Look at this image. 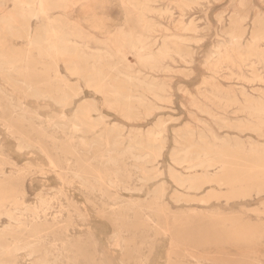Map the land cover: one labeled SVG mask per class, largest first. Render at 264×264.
I'll return each mask as SVG.
<instances>
[{
  "label": "rangeland",
  "instance_id": "1",
  "mask_svg": "<svg viewBox=\"0 0 264 264\" xmlns=\"http://www.w3.org/2000/svg\"><path fill=\"white\" fill-rule=\"evenodd\" d=\"M71 1L0 0V262L264 264V0Z\"/></svg>",
  "mask_w": 264,
  "mask_h": 264
},
{
  "label": "bare ground",
  "instance_id": "2",
  "mask_svg": "<svg viewBox=\"0 0 264 264\" xmlns=\"http://www.w3.org/2000/svg\"><path fill=\"white\" fill-rule=\"evenodd\" d=\"M72 1H73V0H72ZM72 1H71V2H72ZM79 1H80V0H78V2H79ZM133 1H134V0H133ZM146 1H147V0H146ZM172 1H173V0H172ZM178 1H179V0H178ZM178 1H177V2H178ZM183 1H185V0H183ZM183 1L181 0L180 2H183ZM128 2H129V1H128ZM128 2H126V4H127ZM148 2L150 3V1H148ZM180 2H179V4H180ZM16 3H17V1H16ZM20 3L23 4V5H30V4H33V5H34L33 10H31V12H32L31 15L34 16V18L37 16V14L41 15V13H45L46 11H49L50 9H53L52 7H55V9H56V8H59V10H60V9L68 10V8H70V6H69L70 3L68 2L69 5H67V0H20ZM74 3H75V2H74ZM74 3H73V5H74ZM122 3H125V2L123 1ZM77 4H78V3H77ZM128 4H129V3H128ZM128 4H127V5H128ZM135 4H136V3H135ZM33 5H32V6H33ZM79 5H80V4H79ZM141 5H142V4H141ZM144 5H145V4H144ZM144 5H143V6H144ZM182 5L185 6V5H184V2H183ZM182 5H181V6H182ZM19 6H20V5H19ZM68 6H69V7H68ZM76 6H77V5H76ZM125 6H126V5H125ZM132 6H133V5L131 4L130 7H132ZM137 6H138V5H137ZM20 7H21V6H20ZM24 7H25V6H24ZM27 7H28V6H27ZM87 7H88V6H87ZM71 8H72V6H71ZM127 8H128V7H127ZM132 8H133V7H132ZM147 8H148V7H147ZM72 9H73V8H72ZM133 9H135V5H134V8H133ZM22 10H23V9H22ZM135 10L137 11V9H135ZM135 10H133V11H135ZM60 11H62V10H60ZM136 11H135V13H137ZM179 11H180V10H179ZM57 12H58V11H57ZM67 12H68V11H67ZM67 12H65V13H67ZM71 12H72V11H71ZM138 12H139V11H138ZM132 13H133V12H132ZM142 13H143V12H142ZM144 13H145V10H144ZM182 13H183V12H182ZM71 14H72V13H71ZM44 15H45V14H44ZM63 15H64V14H63ZM139 15H140V14H139ZM180 15H181V14H180ZM65 16H66V15H65ZM143 16H144V15H143ZM135 17L137 18L138 15L135 16ZM11 18H12V17H11ZM34 18H33V19H34ZM36 18H37V17H36ZM72 18H73V17H72ZM137 19L139 20V18H137ZM47 20H49V19L47 18ZM67 21H68V20H67ZM67 21H66V22H67ZM70 22H71V21H70ZM72 23H73V25H71L72 27L70 28L69 33H70L71 35H74V36H78V37H80L79 35L82 34V29L80 28V25H79L78 21L75 20V21H73ZM53 24H54V23H51V24L48 23V25L50 26V30H51V32H58V31H60V27H58V26L55 25V24L53 25ZM146 24H147V23H145V25H146ZM151 24H152V23H151ZM14 26H15V25H14ZM67 26H68V25H67ZM141 26H142V25H141ZM175 26H176V25H175ZM147 27H150V26H147ZM151 27H152V26H151ZM233 28H235V27H233ZM67 29H68V28H67ZM231 29H232V27H231ZM236 29H237V26H236ZM84 31H85V30H84ZM147 31H148V29H147ZM233 31H234V30H233ZM233 31H232V32H233ZM49 32H50V31H49ZM51 32H50V33H51ZM152 32H153V31H152ZM234 32H235V31H234ZM149 33H150V32H149ZM243 33H244V30H243ZM55 34H58V33H55ZM86 35H87V34H86ZM53 36H54V35H53ZM234 36H235V34H234ZM25 37H26V36H25ZM54 37H55V36H54ZM128 37H129V36H128ZM238 37H239V36H238ZM33 38H34V37H33ZM51 39H53V41H54V38H51ZM51 39H50V40H51ZM31 40H32V39H31ZM136 40H138V39H136ZM234 40H235V38H234ZM234 40H232V41H234ZM51 41H52V40H51ZM30 42H31V41H30ZM39 42H40V41H39ZM102 42H103V41H102ZM139 42H140V41H139ZM143 42H144V40H143ZM28 43H29V42H28ZM34 43H37V42H34ZM34 43H33V44H34ZM56 43H57V42H56ZM64 43H65V42H64ZM69 43H70V42H69ZM234 43H235V41H234ZM33 44H32V45H33ZM37 44H38V43H37ZM45 44H46V43H45ZM231 44H232V42H231ZM28 45H29V44H28ZM38 45H39V44H38ZM51 45H52V44H51ZM56 45H57V44H56ZM56 45H55V47H56ZM58 45H59V43H58ZM63 45H64V44H63ZM222 45H223V44H222ZM232 45H233V44H232ZM249 45H250V44H249ZM34 46H36V44H35ZM53 46H54V44H53ZM72 46H73V44H72ZM112 46H113V45H112ZM136 46H137V45H136ZM233 46H234V45H233ZM32 47H33V46H32ZM44 47H45V46H44ZM123 47H124V46H123ZM132 47H133V46H132ZM161 47H162V46H161ZM163 47L165 48V46H163ZM220 47H221V46H220ZM220 47H219V48H220ZM231 47H232V46H231ZM250 47H251V46H250ZM48 48H49V47H48ZM73 48H74V47H73ZM40 49H41V48H40ZM52 49H53V48H52ZM52 49L49 50V51H53ZM56 49H57V48H56ZM56 49H54V50H56ZM74 49H76V48H74ZM77 49H78V48H77ZM78 50H79V49H78ZM80 50H81V49H80ZM165 50H166V49H165ZM235 50H236V49H235ZM235 50H234V51H235ZM61 51H62V50H61ZM74 51H75V50H74ZM82 51H83V50H82ZM137 51H138V50H137ZM144 51H145V50H144ZM158 51H159V50H158ZM234 51H233V52H234ZM15 52H16V51H15ZM54 52H55V51H54ZM76 52H77V51H76ZM141 52H142V51H141ZM141 52H140V53H141ZM233 52H232V53H233ZM36 53H37V52H36ZM72 53H73V51H72ZM138 53H139V51H138ZM159 53H160V52H158V54H159ZM166 53H167V52H166ZM63 54H64V52H63ZM80 54H81V53H80ZM82 54H83V53H82ZM82 54H81V55H82ZM103 54H104V53H103ZM26 55H27V54H26ZM45 55H46V54H45ZM81 55H80V56H81ZM227 55H228V54H227ZM68 56H69V55H68ZM78 56H79V54H78ZM124 56H125V55H124ZM138 56H139V55H138ZM138 56H137V57H138ZM71 57H72V56H71ZM82 57H83V56H82ZM235 57H236V56H235ZM26 58H27V57H26ZM78 58H79V57H76L75 59H78ZM104 58H105V57H103V60H104ZM107 58H108V57H107ZM145 58H146V57H145ZM149 58H150V57H149ZM151 58H152V56H151ZM151 58H150V60H148V61H152ZM155 58H156V57H155ZM155 58H154V59H155ZM24 59H25V58H24ZM79 59H80V58H79ZM79 59H78V60H79ZM83 59H84V57H83ZM83 59H81V60H83ZM90 59H91V58H90ZM92 59H93V58H92ZM108 59H110V58H108ZM143 59H144V58H143ZM152 59H153V58H152ZM159 59H160V58H159ZM159 59H158V60H159ZM219 59H220V58H219ZM12 60H13V59H12ZM12 60H11V61H12ZM99 60H100V59H99ZM105 60H106V59H105ZM105 60H104V61H105ZM138 60L140 61V59H138ZM144 60H145V59H144ZM144 60H143V61H144ZM237 60H239V59H237ZM85 61H86V60H85ZM109 61H110V60H109ZM141 61H142V60H141ZM218 61H219V60H218ZM227 61H228V60H227ZM99 62H100V61H99ZM99 62H98V64H99ZM101 62H102V61H101ZM144 62H145V61H144ZM123 63H124V62H123ZM126 63H127V62H126ZM217 63H218V62H217ZM79 64H80V63H79ZM98 64H97V65H98ZM109 64H110V63H109ZM121 64H122V63H121ZM121 64H120V65H121ZM149 64H150V63H149ZM0 65H1V64H0ZM68 65H69V64H68ZM68 65H67V66H68ZM70 65H71V64H70ZM94 65H95V64H94ZM94 65H93V66H94ZM129 65H130V64H129ZM142 65H143V64H142ZM76 66H77V65H75V68H76ZM93 66H92V67H93ZM95 66H96V65H95ZM99 66H100V65H99ZM99 66H98V67H99ZM106 66H107V64H106ZM106 66H105V67H106ZM160 66H161V65H160ZM0 67H1V66H0ZM103 67H104V66H103ZM103 67L100 66V68H103ZM108 67H109V66H108ZM116 67H117V66H116ZM152 67H153V66H152ZM232 67H233V66H232ZM237 67H238V66H237ZM14 68H15V67H14ZM68 68H69V67H68ZM68 68H67V70H68ZM71 68H72V67H71ZM73 68H74V67H73ZM73 68H72V70H74ZM77 68H78V66H77ZM110 68H111V66H110ZM114 68H115V67H114ZM119 68H120V67H119ZM125 68H126V66H125ZM129 68H130V66H129ZM154 68H155V67H154ZM126 69H127V68H126ZM215 69H216V68H215ZM217 69H218V68H217ZM238 69H240V68H238ZM1 70H2V69H1ZM89 70H90V69H89ZM109 70H110V69H109ZM255 70H256V69H255ZM13 71H14V70H13ZM75 71H76V70H75ZM75 71H73V72H75ZM92 71H93V69H92ZM94 71H95V70H94ZM97 71L99 72V69H98ZM256 71H257V70H256ZM7 72H8V71H7ZM68 72L70 73L71 70L68 71ZM90 72H91V71H90ZM98 72H97V75H98ZM100 72H102V71H100ZM113 72H116V73H117L118 71H113ZM103 73H104V72H103ZM108 73H109V72H108ZM116 73H115V74H116ZM4 74H5V73H4ZM71 74H72V72H71ZM75 74H76V73H75ZM77 74H78V73H77ZM94 74H95V72H94ZM94 74H93V75H94ZM105 74H106V73H105ZM105 74H104V75L101 74V75H103V77H104ZM118 74H119V72H118ZM72 75H73V74H72ZM108 75H109V74H108ZM110 75H111V74H110ZM116 75H117V74H116ZM76 76H77V75H76ZM76 76H75V77H76ZM94 76H96V75H94ZM98 76H99V75H98ZM119 76H120V75H119ZM72 77H73V76H72ZM100 78H101V77H100ZM125 78H126V76H125ZM128 78H129V77H128ZM261 78H262V77H261ZM94 79H95V78H94ZM130 79H131V78H130ZM133 79H134V78H133ZM133 79H131V80H133ZM224 79H225V78H224ZM228 79H229V78H228ZM243 79H244V78H243ZM96 80H98V78H97ZM96 80H95V81H96ZM101 80H102V79H101ZM229 80H230V79H229ZM87 81H88V80H87ZM108 81H109V80H108ZM98 82H99V81H98ZM100 82H102V81H100ZM120 82H121V81H120ZM125 82H126V81H125ZM128 82H130V81H128ZM205 82H206V81H205ZM8 83H9V82H8ZM109 83H110V82H109ZM122 83H123V81H122ZM130 83H132V82H130ZM102 84H103V83H102ZM66 85H67V84H66ZM68 85H69V84H68ZM12 86H13V85H12ZM149 86H150V85H149ZM110 87H111V86H110ZM86 88H87V87H86ZM107 89H109V88H107ZM25 91H26V90H25ZM103 91H104V90H103ZM130 91H131V90H130ZM56 92H57V91H56ZM108 92H109V91H108ZM106 93H107V92H106ZM104 94H105V93H104ZM110 94H111V93H110ZM239 95H240V94H239ZM241 95H242V94H241ZM263 95H264V94H263ZM185 98H186V97H185ZM241 98H242V97H241ZM137 99H138V98H137ZM244 100H245V99H244ZM259 100H260V99H259ZM245 101H246V100H245ZM247 101H248V100H247ZM210 102H211V101H210ZM215 102H216V101H215ZM242 102H243V101H242ZM249 104H250V103H249ZM255 105H256V104H255ZM121 106H122V105H121ZM259 106H260V105H259ZM196 107H197V106H196ZM243 109H244V108H243ZM79 110H80V109H79ZM142 110H143V109H142ZM251 110H252V109H251V107H250V111H251ZM80 111H82V110H80ZM244 111H246V110H244ZM257 111H259V112H261V113L264 114V107L262 106L261 108H258ZM253 112H254V111H253ZM77 113H78V111H77ZM255 113H256V112H255ZM122 114H123V113H122ZM145 114H146V113H145ZM128 115H129V114H128ZM253 115H254V114H253ZM62 116H63V115H62ZM65 116H66V115H65ZM138 116H139V115H138ZM89 121H90V120H89ZM255 121H256V120H255ZM97 122H99V121H97ZM49 123H50V122H49ZM59 123H60V122H59ZM96 124H97V123H96ZM242 124H243V123H242ZM242 124H241V125H242ZM250 124H251V123H250ZM250 124H249V126H250ZM79 125H80V123H79ZM90 125H92V124H90ZM237 125H238V124H237ZM243 125H244V124H243ZM92 126H93V125H92ZM92 126H91V127H92ZM98 126H99V125H98ZM98 126H97V127H98ZM229 126H230V125H229ZM78 127H80V126H78ZM86 127H87V126H86ZM88 127H89V126H88ZM97 127H96V128H97ZM162 127H163V126H162ZM250 127H251V126H250ZM64 128H65V127H64ZM66 128H67V127H66ZM75 128H76V127H75ZM89 128H90V127H89ZM104 128H105V127H104ZM245 128H246V127H245ZM248 128H249V127H248ZM253 128H254V126H253ZM260 128H261V127H260ZM56 129H57V128H56ZM59 129H60V128H59ZM91 129H92V128H91ZM91 129H90V131H91ZM256 129L258 130V128H256ZM93 130H94V129H93ZM254 130H255V128H254ZM254 130H253V132H254ZM163 132H164V131H163ZM253 132H252V133H253ZM260 132H261V131H260ZM260 132H259V133H260ZM87 133H89L88 130H87ZM140 133H141V132H140ZM145 133H146V132H145ZM254 133H256V131H255ZM257 133H258V132H257ZM261 133H262V132H261ZM93 134H94V133H93ZM145 135H146V134H145ZM151 135H152V134H151ZM140 136H142V135H140ZM194 137H195V136H194ZM152 138H153V137H152ZM214 139H215V138H214ZM249 139H250V138H249ZM181 140H182V139H181ZM250 141H252V140H250ZM101 143H102V142H101ZM157 143H158V142H157ZM222 144H223V143H222ZM253 144H254V143H253ZM259 144H260V143H259ZM225 145H227V143H226ZM246 145H247V144H246ZM142 146H143V145H142ZM161 146H162V145H161ZM163 146H164V145H163ZM206 146H207V145H206ZM208 146H209V145H208ZM228 146H229V144H228ZM254 146H255V145H254ZM22 147H23V146H22ZM222 147H223V146H222ZM222 147H221V149H222ZM225 147H226V146H225ZM235 147H237V146H235ZM235 147H234V148H235ZM248 147H249V146H248ZM259 147H260V146H259ZM261 147L263 148L262 144H261ZM227 148H228V147H227ZM231 148H232V147H231ZM238 148H239V146H238ZM240 148H241V147H240ZM240 148L238 149L239 151H240ZM242 148H243V147H242ZM18 149H19V148H18ZM215 149H216V148H215ZM229 149H230V148H229ZM249 149L252 150L251 147H250ZM260 149H261V148H260ZM20 150H21V149H20ZM195 150H196V149H195ZM225 150H226V149H225ZM225 150H224V151H225ZM236 150H237V149L235 148V151H236ZM255 150H256V149H255ZM209 151H211V149H210ZM209 151H208V152H209ZM228 151H230V150H228ZM232 151H233V150H232ZM235 151H234V152H235ZM243 151H244V150H243ZM243 151H241V152H243ZM252 151H253V150H252ZM157 152H159V151H157ZM203 152H204V151H203ZM208 152H207V153H208ZM218 152H219V151H218ZM220 152H222V151H220ZM220 152H219V153H220ZM241 152H239V153H241ZM256 152H257V151H256ZM188 153H189V152H188ZM207 153H205L204 156H205ZM209 153H210V152H209ZM212 153H213V152H212ZM239 153H238V154H239ZM254 153H255V152H254ZM178 154H179V153H178ZM220 154H221V153H220ZM225 154H226V153H225ZM238 154L236 153V155H238ZM244 154H245V152H244L242 155H244ZM246 154H247V153H246ZM252 154H253V152H252ZM252 154H251V155H252ZM256 154H257V153H256ZM194 155H195V154H194ZM208 155H209V154H208ZM215 155H218V154L215 153ZM239 155H241V154H239ZM249 155H250V154H249ZM129 156H130V155H129ZM221 156H222V155H220V157H221ZM224 156H225V155H224ZM245 156H246V155H245ZM254 156H255V155H254ZM206 157H207V155H206ZM220 157H219V158H220ZM255 157H256V156H255ZM257 157L261 158L259 155H258ZM262 157H263V155H262ZM102 158H103V157H102ZM154 158H155V157H154ZM196 158H197V157H196ZM222 158H223V157H222ZM222 158H220V159H222ZM224 158H226V156H225ZM234 158H235V157H234ZM237 158H238V157H237ZM239 158H241V157L239 156ZM251 158H252V157H251ZM192 159H193V158H192ZM198 159H200V157H199ZM204 159H205V158H204ZM220 159H218V161H219ZM243 159H246V157H245V158L243 157ZM182 160H183V159H182ZM182 160H181V162H182ZM236 160H237V159H236ZM238 160H239V159H238ZM240 160H241V159H240ZM251 160H252V159H251ZM251 160H250V161H251ZM256 160H257V159H256ZM259 160H260V159H258V161H259ZM205 161H206V160H205ZM216 161H217V159H216ZM220 161H221V160H220ZM222 161H223V160H222ZM231 161H232V160H231ZM241 161H243V160H241ZM241 161H240V163H241ZM247 161H248V160H247ZM247 161H246V163H249V164L253 162V161H252V162H247ZM258 161H255V162L258 163ZM260 161H261V160H260ZM177 162H178V166H179V165H180V164H179L180 161H177ZM183 162H185V161H183ZM199 162H200V161H199ZM199 162H198V163H199ZM206 162H207V161H206ZM208 162H209V161H208ZM211 162H212V160H211ZM233 162H234V161H233ZM235 162H236V161H235ZM235 162H234V164H235ZM174 163H175V162H174ZM214 163H215V165H216V162H214ZM242 163H243V162H242ZM263 163H264V162H263ZM184 164H185V163H183V165H184ZM186 164H187V163H186ZM203 164H204V166H205L206 163H203ZM203 164H202V165H203ZM211 164H212V163H211ZM230 164H231V162H230ZM244 164H245V163H244ZM249 164H248V165H249ZM258 164H259V163H258ZM260 164H261V163H260ZM202 165H201V166H202ZM232 165H233V164H232ZM204 166H202L201 168H203ZM208 166H210V164H209V165L207 164V167H208ZM217 166H218V165H217ZM244 166H247V165H244ZM179 167H180V166H179ZM218 167H219V166H218ZM222 167H223V166H222ZM193 168H194V167H193ZM195 168H196V167H195ZM197 168H198V167H197ZM199 168H200V167H199ZM212 168H214V167H212ZM255 168H256V167H255ZM190 169H191V168H190ZM190 169H189V170H190ZM208 169H210V168H208ZM192 170H193V169H192ZM192 170H191V171H192ZM206 170H207V169H206ZM220 170H221V168H220ZM220 170H219V171H220ZM223 170H224V169H223ZM219 171H217V172H219ZM221 171H222V170H221ZM174 172H176V171H174ZM186 172H187V171H186ZM188 172H189V171H188ZM221 173H222V172H221ZM221 173H220V174H221ZM175 174H176V173H175ZM177 174H178V173H177ZM74 176H75V175H74ZM205 176H206V175H205ZM213 176H214V175H213ZM215 176H216V175H215ZM215 176H214V177H215ZM220 176H221V175H220ZM180 177L183 178V176H180ZM215 178H216V177H215ZM177 180H178V179H177ZM186 180H187L186 183L189 184V183H190V182H189L190 180H189V181H188V179H186ZM211 180H213V178H211ZM183 181H184V180H183ZM183 181H181V182H183ZM191 181H192V180H191ZM202 181H203V180H202ZM204 181H205V180H204ZM216 181H217V180H216ZM177 182H178V181H177ZM194 182H195V181H194ZM198 182H199V181H198ZM209 182H210V179H208V183H209ZM212 182H213V181H212ZM217 182L219 183V180H218ZM186 183H185V184H186ZM192 183H193V182H192ZM218 183H216V184H218ZM221 183H222V182H221ZM221 183H220V185H221ZM108 185H109V184H108ZM180 185H181V183H180ZM190 185H191V183H190ZM184 186H185V185H184ZM258 191H259V190H258ZM258 191H256V192H258ZM154 194H157V191H155ZM156 197H157V196H156ZM49 201H50V200H49ZM48 206H49V205H48ZM36 219H37V218H36ZM145 221H146L145 223L149 224V223H148V219H145ZM157 226H158V225H157ZM155 227H156V226H155ZM12 252H13V251H10V252H7L6 254L12 258V257H13V253H12ZM0 264H5V263L0 262ZM12 264H14V263L12 262ZM43 264H45V263H43Z\"/></svg>",
  "mask_w": 264,
  "mask_h": 264
}]
</instances>
